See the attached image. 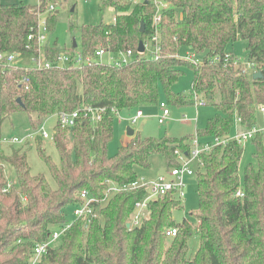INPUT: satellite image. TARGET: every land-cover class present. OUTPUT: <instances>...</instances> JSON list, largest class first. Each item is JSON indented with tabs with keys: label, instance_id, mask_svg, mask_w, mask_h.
I'll use <instances>...</instances> for the list:
<instances>
[{
	"label": "trees",
	"instance_id": "1",
	"mask_svg": "<svg viewBox=\"0 0 264 264\" xmlns=\"http://www.w3.org/2000/svg\"><path fill=\"white\" fill-rule=\"evenodd\" d=\"M57 1L28 5L0 0V52L28 58L38 54V27L42 16L48 15L43 20L48 40L41 49L52 64L61 54L74 59L79 52L93 56L105 48L116 55L132 50L135 58L122 66L94 62L82 69L0 67V139L4 121L15 113H27L36 130L62 112L105 109L98 122L57 124L53 140L59 165L45 155L42 138L34 141L56 188L45 176L32 174L23 147L12 146L9 156L4 150L0 153V264H30L36 246L69 223L71 227L39 264H264V138L260 135L249 143L255 162L245 169L241 168L244 147L236 140L227 146L203 147L194 174L199 194V212L191 215L194 221L175 220L184 199L171 192L148 204L138 227H127L135 204L149 195L147 187H131L140 180L137 168L149 169L151 159L162 156L167 174L181 166L177 151L190 158L194 140L201 146L213 144L214 139L231 137L239 121L250 128L263 118L259 109L264 107V0H157L167 5L160 11L157 28L156 0L137 5L106 0L103 6L114 9V22L80 28L71 23L72 34L80 30L76 48L53 40L60 8L51 11L50 7ZM156 32L157 44L152 42ZM238 40L247 42L248 68L228 49ZM141 42L149 57L138 52ZM156 46L158 57L153 55ZM183 68L194 74L189 93L173 89ZM256 73L262 77L254 79ZM163 98L169 106L182 109L196 107L198 98L217 114L194 136L148 140L138 136L110 156L116 112L134 114L158 107ZM7 166L16 181L4 191ZM239 190L243 197L237 196ZM83 191L96 200L97 217L88 228L85 219L69 222L65 213L67 207L80 203ZM171 229L178 230L174 238L166 235ZM194 234L199 248L191 258L189 241Z\"/></svg>",
	"mask_w": 264,
	"mask_h": 264
},
{
	"label": "rangeland",
	"instance_id": "2",
	"mask_svg": "<svg viewBox=\"0 0 264 264\" xmlns=\"http://www.w3.org/2000/svg\"><path fill=\"white\" fill-rule=\"evenodd\" d=\"M23 1L28 5H37L39 0H17ZM106 0H58L55 4V8H60L55 13L56 27L53 36V40H57L63 47H70L73 44V40L80 41V30L78 28L85 25H96L100 22L112 23L115 18V11L112 7L104 8L103 3ZM48 15L42 16V21L47 20ZM73 23L78 28L74 34L70 32V24ZM247 42L244 40H238L234 44L229 46V50L237 60H239L243 66H247ZM145 53V52H144ZM143 54L144 57H149L150 52ZM16 64L19 66L29 65L27 56H20L17 58ZM183 74L180 80L173 87L177 93H189L192 90L193 83V71L190 68H183ZM162 102L167 105L170 111V118L165 121L164 124H159V119L162 118L163 111L158 107L144 109V118L137 124H132L129 119L133 117V114L125 113L122 117L125 120L121 123L118 119L114 125V137L109 145V155L115 156L122 146L127 145L131 139H135L138 136L143 140L148 139H161L164 137L183 138L186 136H194L197 131H203L207 128L208 123L213 119L217 111L210 106L199 107H187L176 108L168 105L165 98ZM263 118L260 119L262 123ZM58 124L57 115L51 116L45 120L44 125L47 132L51 135V138L43 141L42 149L45 151V155L56 163L60 164V155L55 146L53 140L54 128ZM128 128L134 130V136L128 135ZM33 125L30 116L27 113L19 112L11 115L7 118L2 125V137H24L33 132ZM242 131L241 128L236 127L234 134ZM27 150L28 161L31 167L33 175H43L49 181L53 188H56V183L51 176L47 164L40 156L39 150L35 142L21 145ZM6 155H11V147H5ZM255 162V150L250 144L244 147V154L241 161V168L245 169L249 164ZM190 167L194 171L197 169V162L191 161ZM139 181L145 180L146 182L154 181L160 175H166L167 165L165 159L162 156H154L151 159V167L149 169L137 168ZM7 177L9 180L15 182L16 178L12 167L7 166ZM186 197L182 201L183 208L175 212V220L181 223L184 219H191L192 214L199 212V194L196 175L185 179ZM75 207L69 206L65 209V213L69 222H73ZM194 221V218H193ZM199 248V240L196 234H194L189 241V257H193Z\"/></svg>",
	"mask_w": 264,
	"mask_h": 264
},
{
	"label": "built area",
	"instance_id": "3",
	"mask_svg": "<svg viewBox=\"0 0 264 264\" xmlns=\"http://www.w3.org/2000/svg\"><path fill=\"white\" fill-rule=\"evenodd\" d=\"M134 5H137L145 0H129ZM154 4L158 7V14L155 17V26L158 27L159 23L161 22V16L160 11L163 9H167V5H163L161 1H155ZM57 8L55 6H51L50 10L54 11ZM33 36H29V40H32ZM48 40V29H47V23L46 21H42L38 27V54L30 55L29 65L24 66H30L37 69H44L49 70L53 67L58 68H68L72 65L78 69H82L84 66L92 65L94 62L99 63H108V64H116L117 66H122L129 64L133 59L135 58V53L132 50H128L126 52H122L120 54H114L110 49H100L95 52L93 56H82L80 52L74 57V59H71L66 54H61L58 59L57 64L50 63L43 50L41 49V46L44 45ZM152 42L157 44L158 43V32L154 35L152 38ZM160 53V48L156 46L155 51L153 52V55L158 57V54ZM21 55L17 54H5L0 52V67H3L5 69L10 68L12 66L17 65L16 61L17 58ZM194 60V57L191 56V60ZM195 63L199 64L201 63L199 60H194ZM219 61L218 58L215 59V62ZM248 68V66H245ZM206 106V102L204 100H198L196 98V108L204 107ZM160 108L163 111L162 118L159 119V124H164L166 120L170 118V111L167 108V105L163 102L160 103ZM260 113L263 116L262 123L259 122L257 125H254L250 128H245L241 126V122L239 121L237 125L241 128L242 131L236 133L235 135H232L229 138L226 139H214L213 144H207L206 146H201L199 143V140H194L193 147L191 151L190 158H186L182 154H179L177 151L176 154L178 155L179 160L181 161V166L177 168L171 169L166 175H160L158 176L154 181L152 182H146L145 180L135 182L132 184V188H140V187H147L149 190V195L137 202L135 204V213L131 221L128 223L129 228L138 227L142 220L147 215V209L148 204L158 198L166 196L168 193L176 192L178 194V197L180 199H184L186 197V193L184 191L185 188V179L187 177H192L195 173L190 167L191 161H197L199 159V156L201 152L204 149H209L211 145H221V146H227L229 142L232 140H236L238 144L245 147L247 144H249L251 141L255 140L259 135L264 138V107H261L259 109ZM105 112V109H93V108H86L83 111H76L74 113H59L57 114L58 117V123L63 127H74L78 120H90L91 122H98L102 118V114ZM116 112V111H115ZM117 119L122 123L125 120L122 117V114L119 112H116ZM129 119V121L134 125L140 122L144 118L143 110H137ZM36 138H42L43 140L51 138V135L47 132L45 129L44 123L39 126L36 130L29 133L28 135L24 137H2L0 139V153L5 149V147H12V146H21L25 145L26 143H31L36 140ZM53 138V137H52ZM13 185V181L8 179L7 187L4 191H8ZM113 191H117V189L113 188ZM238 197H243L244 194L241 190L237 192ZM80 203L75 206L74 216L75 219L83 218L85 219V228H88L89 224L97 217V214L95 213V210L93 208V204L96 203L95 198L88 192L83 191L80 194ZM72 223L66 224L62 227H57L56 230H54L50 234V238L48 242L39 244L36 246L33 258L30 262V264H39L41 261V258L43 255H45L50 247L55 244L61 236L71 227ZM178 234L177 229H171L168 230L166 235L169 238H174Z\"/></svg>",
	"mask_w": 264,
	"mask_h": 264
},
{
	"label": "water",
	"instance_id": "4",
	"mask_svg": "<svg viewBox=\"0 0 264 264\" xmlns=\"http://www.w3.org/2000/svg\"><path fill=\"white\" fill-rule=\"evenodd\" d=\"M142 31H144L143 26H142ZM73 46H74V48L77 47V43H76L75 39L73 40ZM138 52L141 53V54L145 52V46H144V44L142 42L139 44ZM261 77H262V75L260 73H256L254 75V79H258V78H261ZM18 102L20 103L19 100H18ZM127 131H128V135L129 136H134V134H135L134 130L128 128ZM127 227H129V225H127Z\"/></svg>",
	"mask_w": 264,
	"mask_h": 264
},
{
	"label": "crops",
	"instance_id": "5",
	"mask_svg": "<svg viewBox=\"0 0 264 264\" xmlns=\"http://www.w3.org/2000/svg\"><path fill=\"white\" fill-rule=\"evenodd\" d=\"M123 123V122H122Z\"/></svg>",
	"mask_w": 264,
	"mask_h": 264
}]
</instances>
